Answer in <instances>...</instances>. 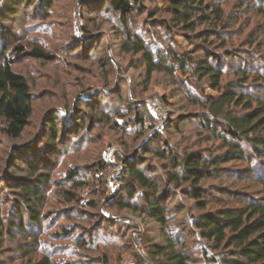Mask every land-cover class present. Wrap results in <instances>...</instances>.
I'll return each instance as SVG.
<instances>
[{
	"label": "rangeland",
	"instance_id": "rangeland-1",
	"mask_svg": "<svg viewBox=\"0 0 264 264\" xmlns=\"http://www.w3.org/2000/svg\"><path fill=\"white\" fill-rule=\"evenodd\" d=\"M6 1L0 0V15L4 12V16L0 17V39L9 40L14 36L17 38L15 44L23 45L26 49L38 46L55 58L33 61L21 57L13 64L14 70L23 75L31 86L35 114L21 148L14 149L19 144L0 135V236L4 239L0 264H29L31 260L36 263L45 257L54 261L53 264H152L145 253L146 242L162 243L164 231L133 211L110 210L109 226L102 229H109L117 237L114 240L113 236H106L101 231L99 247L89 252L79 249L78 243L88 239V235L100 232L101 226L97 227L99 222L93 220L88 228L67 218L84 213L88 201L99 204L103 212L107 189L110 199H117L123 188L122 180L126 171L122 162L124 157L127 161L128 157H137L140 163L144 162L139 166L149 176L156 177L158 181L165 180L166 168L163 167L166 164L154 153L166 147L163 142L167 136L179 154L202 150L207 155L208 152H223L222 142L210 139L213 136L198 126L204 110L193 103L196 97L205 103L210 96L219 97L220 94L211 88L207 80L200 81L189 72L187 75L177 72L174 76L167 72L155 73L148 83L142 55L123 51L127 36L125 27L120 23L119 15L110 11L108 0H56L49 12L42 11V0H30L25 5L22 0H14L19 6L11 10L15 16L12 18L5 15ZM223 1L229 2L227 11L231 14L233 6L243 0ZM138 4L141 11L130 20L128 33L140 35L146 41L148 50L155 55L160 51H175L183 56L197 58L214 51L224 60L223 85L238 83L243 78L239 75L241 69L246 74L252 73L248 76L249 82L255 75L254 69L264 71L263 47L250 41L252 37H257L253 36L257 32L255 17L249 16L248 20L251 18L252 21L249 28L243 26L242 34L233 37L226 49L222 50L216 37L212 36L206 43L196 39L194 35L206 27L193 34L185 32L183 28L167 29L163 26V21L169 23L171 19L170 5L166 0H138ZM227 53L232 54L234 59H225ZM10 58L16 59L14 54ZM248 77L244 75V78ZM72 104L71 111L74 110L75 115H68V119L62 120L64 115L61 112L68 110ZM79 105L83 107L81 115L84 118H89V113L97 111L101 121H95L94 127L93 122L86 124L81 135L59 141L53 150L46 136L42 135L47 120L57 113L60 128L70 129L71 124L75 125L78 112L75 107ZM136 112L144 118L145 126L135 125ZM106 115L114 122L123 124L124 129L116 131L112 125H108ZM180 115L187 116L191 121L184 128L185 134L182 137L165 134L163 127L166 120ZM154 133L161 136L158 145L151 142ZM43 157L49 159L47 165H44ZM100 159L103 164L108 160L111 167L95 173L98 167L95 162ZM32 164L44 168L38 172L45 171L52 178L50 183L43 186V189L48 190L39 210L42 226L36 228L25 216L23 220L27 231L20 233L14 229V224L19 222L18 212L26 208L9 189H15L14 185L18 182L17 177H13V171L22 165L27 167ZM247 169L240 164H230L227 166L229 176L206 182L204 187L218 192L220 187L230 184L229 179H235L234 172L245 174ZM72 170L83 173L89 184L90 190H77L78 196L83 199L80 206L64 204L63 197L59 195V189L71 188L66 176ZM240 187L243 184L237 189L249 191ZM177 195L179 204L191 207V202L182 198L180 192ZM139 201L133 202L140 205ZM87 211L98 214L95 209ZM183 217L188 221L186 214ZM132 227L135 232L129 233ZM176 229L184 230L185 226ZM189 230H185L188 250L193 257H200L199 238ZM23 251H27L28 255ZM103 260L106 262L103 263Z\"/></svg>",
	"mask_w": 264,
	"mask_h": 264
},
{
	"label": "trees",
	"instance_id": "trees-1",
	"mask_svg": "<svg viewBox=\"0 0 264 264\" xmlns=\"http://www.w3.org/2000/svg\"><path fill=\"white\" fill-rule=\"evenodd\" d=\"M22 1L24 5L31 2L30 0ZM166 1L170 5L171 19L169 23L163 21V26L167 29L183 28L185 32L193 34L198 29L206 27L207 29L194 35L196 39L204 40L206 43L212 36L216 37L220 41L222 50L226 49L233 37L242 34L243 26L249 28L252 22L251 18L248 20L249 16L255 17L257 32L253 36L257 35V37L250 36V41L257 46L260 44L264 51V0L237 2L231 14L227 11L230 5L228 1ZM55 3L56 0H42V11L49 12ZM108 3L110 11L119 15L120 23L125 27L127 36L123 51L127 54L142 55L148 83L155 73L167 72L173 76L177 72L186 75L191 73L200 81L207 80L211 88L220 94L219 97L210 96L205 103L196 97L193 103L203 107L204 110L202 117L199 118L198 126L206 134L213 136V138L209 137L210 139L220 140L224 150L217 154L208 152V155L204 150L192 153L184 151L183 154H179L171 146L167 136L166 141L163 142L166 147L159 148L154 153V156L166 164L163 167L166 168L164 171L166 179L160 181L156 180V177L149 176L145 169L139 166L144 162L140 163L137 157H128V161L124 157L122 162L125 164L126 171L122 180L123 188L117 199L111 200L107 189V197L103 199L106 205L103 212L100 211L99 204L88 201L84 213L70 215L67 218L68 221L74 220L76 224L81 223L88 228L93 224V220L96 223L99 222L97 227L101 226L100 232L90 234L86 237L88 239H82L78 243L79 249L89 252L98 248L101 231H104L103 234L106 236H113L115 240L116 233H110L109 229H102L104 226L107 228L109 226L110 210H131L145 220L157 224L164 231L162 243L151 240L146 242L145 253L152 264H264V71L259 72L254 69L255 75L249 82L250 74H246L241 69L239 75L243 78H240L238 83L223 85L222 56L214 51H209L203 57L197 58L191 55L183 56L175 51H160L155 55L148 50L146 41L140 35L128 33L130 20L135 13L141 11L138 0H108ZM6 6V17H15L11 10L19 5L14 0H7ZM1 16H4V12ZM45 16L48 15L45 14ZM238 16H245V18H238ZM16 39L14 36L9 40L0 39V135L19 144L14 148L17 150L22 147L25 135L31 127V120L35 114V100L28 80L14 70L13 64L21 57L33 61H50L55 57L38 46L26 49L23 45L15 44ZM13 54L16 59L10 58ZM224 57L228 60L234 59L230 53ZM244 75L248 78H244ZM72 107L73 104L68 107V110L61 112V115H64L62 120L75 115V111H71ZM75 108L78 111L76 122L75 125L70 123L72 125L70 129L60 128L57 113L47 120L42 135L46 136L48 145L53 150L59 141L81 135L86 124L93 122L94 127L95 121L98 123L101 121L97 111L92 112L93 114L89 113V118H84L81 115L84 111L83 107L79 105ZM135 117V125L145 126L144 118L138 112ZM105 120L116 131H121L125 127L119 121L114 122L108 115L105 116ZM189 122L191 121L185 115L171 116L163 127L164 133L170 137H182L185 134L184 128ZM160 137L154 133L151 142L158 145L161 142ZM43 158L44 165H47L49 159ZM95 163L98 164L95 173L104 172L111 167L108 160H105V164L101 159ZM230 164H240L248 169L245 174L234 172L236 180L229 179L230 184L225 185L228 186L227 188L220 187L218 192L206 190L204 187L206 182L219 181L224 179V176H229L227 166ZM37 166L22 165L13 171V177H17L18 182L14 185L15 189H9V191L14 192L18 197L17 200L26 208L18 212L19 222L14 224V229L20 233L27 231L23 220L25 216L36 228L42 226L39 210L48 190L43 189V186L50 183L52 177L44 173L45 171L38 172L44 168ZM258 173V176H254ZM66 179L70 182L71 188L59 189V195L63 197L62 202L80 206L83 199L78 196L77 190H90L86 176H83L79 170H72ZM232 180L235 182L232 183ZM242 184L243 187L240 188L249 191L237 189ZM141 192H143L142 195L137 198ZM179 192L182 198L191 202V207L184 203L179 204L177 195ZM174 197L175 199L172 200ZM138 199L140 205L134 203ZM88 209L98 210V214L92 211L88 213ZM93 214L97 220L93 218ZM184 214L187 215L188 221L184 220L186 219L183 217ZM182 225L185 226L184 230L176 229ZM170 228L175 230L171 231ZM189 229L199 238L200 257H193L188 250L185 230L190 231ZM128 232H135L134 227ZM3 244L4 239L0 236V255ZM23 252L28 255L27 251ZM53 262L45 257L36 263L31 260L29 264H53ZM104 262L106 261L103 260Z\"/></svg>",
	"mask_w": 264,
	"mask_h": 264
}]
</instances>
